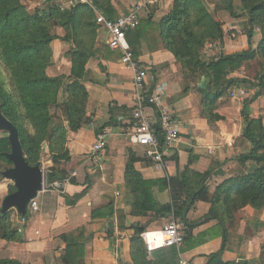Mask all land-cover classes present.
Masks as SVG:
<instances>
[{"label":"crops","instance_id":"0c3cea01","mask_svg":"<svg viewBox=\"0 0 264 264\" xmlns=\"http://www.w3.org/2000/svg\"><path fill=\"white\" fill-rule=\"evenodd\" d=\"M21 2L29 10L46 4L45 0ZM201 2L210 14L217 12L225 23L224 46L207 45L206 60L221 53L233 55L248 50L245 30L236 21L238 19L225 10L229 0ZM85 4L92 6L96 18L99 14L107 18L104 11L94 7L90 0H86ZM109 4L112 6L110 14L116 19L137 11L141 26L136 31H129L127 40L138 62L148 73V92L165 87V105L177 117L180 141L165 159L166 167L163 170L155 168L145 158V148L130 142L128 131L132 120L131 103L135 95L134 72L122 63V51L109 47L108 33L100 26L93 58L86 66L85 78L89 93L87 115L93 125L69 134L66 148L70 161L57 166L69 178L54 184L45 182L44 189L36 198L39 211L28 212L25 224H22L21 215L15 209L10 211L14 223L22 230L19 232L21 241L0 239V260H17L22 264H67V242L63 237H69L76 244L75 258L80 260L79 264H134L131 239L136 230L144 228V233L159 238V232L170 216L154 218L152 214L130 215L133 199L125 182L126 165L130 157H135V168L145 180L177 178L188 167L201 174L213 168L211 178L207 181L211 193L230 177L247 171L237 161L250 148L249 143L241 138L244 100L241 97L231 98L232 91L238 89H231L230 96L225 95L216 105L215 113L224 119L208 121L201 115L198 93L205 84L204 77L200 75L195 81L189 82L182 65L162 43L157 25L171 13L175 0H110ZM232 6L238 14L244 13L241 0H232ZM51 47L53 64L48 68V75H68L71 59L66 54L70 45L56 40ZM245 71L244 67L232 77H247L249 74ZM252 92H248V98L252 97ZM258 105L256 101L250 106L252 118L262 117L257 110ZM153 112L150 110V113ZM112 119H116L117 123L103 131L107 147L104 152L95 154L93 146L98 135L97 129L108 125ZM44 148L48 159L41 163L47 170L53 163L49 159L48 147ZM56 183H60V187ZM11 184L5 179L0 180V206L9 194ZM158 189L155 187V196L160 204L166 206L171 203L169 191L161 192ZM79 195L81 199L76 204L67 203L66 197ZM209 209L208 203L198 202L188 213V222L202 221L198 227L191 229L178 220L185 234V242L177 248L179 257L176 264H181V261L187 264L214 263H210V258L221 251L223 239L216 230L217 221L204 220ZM110 210L113 211L112 216ZM238 216L236 229L228 235L222 264H264V209L256 210L248 206L240 210ZM120 219L123 229L119 228ZM81 253L84 255L83 261Z\"/></svg>","mask_w":264,"mask_h":264},{"label":"trees","instance_id":"16d2710c","mask_svg":"<svg viewBox=\"0 0 264 264\" xmlns=\"http://www.w3.org/2000/svg\"><path fill=\"white\" fill-rule=\"evenodd\" d=\"M90 1L94 7L104 11L107 19H118L110 14V0ZM241 3L243 14L235 12L232 0L225 4V10L232 17L246 18L247 21L244 33L249 48L241 53H221L206 60L207 45L224 46L225 23L217 12L210 14L201 0H175L173 10L157 25V30L165 48L182 65L186 79L193 82L200 75L204 77L205 84L198 93L201 115L208 121L224 119L215 113V108L231 89L253 91L252 97L244 100L242 111L241 138L249 143L250 148L237 158L247 171L230 177L211 193L207 181L213 168L201 174L188 167L177 178L145 180L135 168V157H130L125 170V182L133 199L132 216L152 214L154 218H159L174 215L192 229L201 225L202 221L188 222L190 210L198 202L210 205L204 220L217 221L216 230L223 239L221 251L210 258L213 264H222L228 235L238 225L239 211L248 206L256 210L264 209V122L262 118L255 119L250 114V106L264 95V0H241ZM140 26L141 23L135 31ZM99 28L96 14L89 4L78 2L73 8H63L58 3H51L29 10L21 0H0V69L7 80L6 83L0 82V111L17 128L30 166L43 168L41 154L45 151L44 146L48 147L49 159L53 163L46 170L49 184L69 178L64 170L57 169L61 163L70 161L66 148L69 134L92 123L87 115L89 93L85 78L86 66L94 55ZM56 40L70 45L66 56L71 59V70L68 75L51 77L47 71L53 64L51 45ZM255 60L260 62L255 78L232 77ZM5 85L8 88H4ZM115 121L112 119L108 125L98 127V135L103 134L106 127L117 123ZM9 153V133L0 131V180L4 179L3 172L12 167L6 157ZM155 187L161 192L169 191L172 202L161 205L155 196ZM15 191L16 187L11 184L9 194ZM80 199V195L66 197L70 205ZM110 211L112 216L113 211ZM120 218L123 221V217ZM121 219L119 228L123 229ZM18 229L11 213L1 214L0 207V239L20 242ZM144 231V228L137 229L131 239L134 264H176L179 257L177 247L149 251L141 237ZM63 240L67 242L66 263L79 264L80 260L75 258L76 244L69 237H63ZM83 256L81 253L82 261ZM0 264L22 263L1 259Z\"/></svg>","mask_w":264,"mask_h":264},{"label":"built area","instance_id":"2783aa9c","mask_svg":"<svg viewBox=\"0 0 264 264\" xmlns=\"http://www.w3.org/2000/svg\"><path fill=\"white\" fill-rule=\"evenodd\" d=\"M78 2L86 0H45L46 4L58 3L63 8H73ZM97 23L108 33V45L114 50L122 51L121 61L127 68L134 72L135 95L132 101V120L128 137L132 144L145 148V158L157 169H165V159L170 156L180 141V125L173 111L165 105V87L161 86L153 92L146 89L148 73L138 62L135 53L127 40V33L135 30L140 25V17L137 11H132L117 20L107 19L103 14L97 16ZM245 90L232 91L231 97H246ZM153 110V114L150 113ZM90 125H93L92 123ZM161 134V135H160ZM107 140L104 134L96 137L93 151L95 154L104 152ZM60 187V183H56ZM39 211V204L32 200L28 212ZM28 218L22 217L25 224ZM22 230L19 229V232ZM159 238L150 233L141 235L147 249L154 251L161 248L183 246L185 234L178 219L171 215L168 222L159 232ZM181 264H187L181 261Z\"/></svg>","mask_w":264,"mask_h":264},{"label":"water","instance_id":"95a60500","mask_svg":"<svg viewBox=\"0 0 264 264\" xmlns=\"http://www.w3.org/2000/svg\"><path fill=\"white\" fill-rule=\"evenodd\" d=\"M0 131L9 133L11 153L6 157L12 167L3 172V178L11 182L16 191L8 194L1 206V214L16 210L22 217L28 215V207L32 200L44 189L46 170L41 166H30L26 161L17 128L4 117L0 111Z\"/></svg>","mask_w":264,"mask_h":264},{"label":"rangeland","instance_id":"374dc122","mask_svg":"<svg viewBox=\"0 0 264 264\" xmlns=\"http://www.w3.org/2000/svg\"><path fill=\"white\" fill-rule=\"evenodd\" d=\"M242 19H238V20H236L237 22H238V24L241 26V28L243 29V31L244 30H246L247 29V21H246V18H243V21H241ZM244 25H245V27H244ZM206 50V49H205ZM205 56H207V55H205ZM204 58V57H203ZM260 62L258 61V60H255V61H253V62H249V63H247L246 65H245V72H247L249 75V77H251V78H254V76L256 75V74H258L259 73V70H260ZM3 76H4V78H3ZM2 81H4L5 83H6V75L5 74H3V71L0 69V82H2ZM6 86L7 85H5V86H3L4 88H6ZM7 88H8V86H7ZM238 90H240V89H238ZM242 90H245V91H247V93L248 92H250V91H248V90H246V89H243L242 88ZM253 93V92H252ZM229 96H230V93H229ZM248 96V95H247ZM243 97L242 99L243 100H245L246 98H248V97ZM232 98V97H231ZM240 98V97H239ZM258 102H259V105L257 106V110L259 111V113H260V116H262V117H260V118H264V95L262 96V97H260L258 100H257ZM263 122H264V119H263ZM41 159L44 161V160H47L48 159V154L47 153H45V152H42V154H41ZM41 160V161H42ZM1 207V206H0Z\"/></svg>","mask_w":264,"mask_h":264}]
</instances>
